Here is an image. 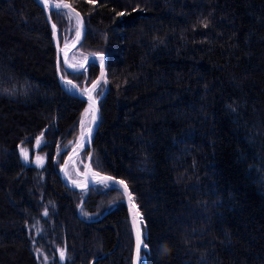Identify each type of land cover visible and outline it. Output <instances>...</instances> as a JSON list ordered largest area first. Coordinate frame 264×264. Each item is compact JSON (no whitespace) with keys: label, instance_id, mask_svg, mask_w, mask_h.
<instances>
[{"label":"trees","instance_id":"16d2710c","mask_svg":"<svg viewBox=\"0 0 264 264\" xmlns=\"http://www.w3.org/2000/svg\"><path fill=\"white\" fill-rule=\"evenodd\" d=\"M61 1L81 20L77 47L106 56L90 165L128 185L141 264H264V0ZM50 15L61 46L74 22ZM55 61L35 1L0 0V264H131L122 191L61 179L87 101ZM60 70L82 90L100 59Z\"/></svg>","mask_w":264,"mask_h":264},{"label":"water","instance_id":"95a60500","mask_svg":"<svg viewBox=\"0 0 264 264\" xmlns=\"http://www.w3.org/2000/svg\"><path fill=\"white\" fill-rule=\"evenodd\" d=\"M34 1L43 10L44 15H45V18H46V21H47V23L49 25V28H50V31H51L52 42H53V45H54L55 50H56V61H55L56 78H57V81H58L60 87L65 92H67L68 94L73 95V96H76V97H79V98H82V99L88 101V94H87V92L85 90H80L79 88H77L75 86L73 87L72 85L66 84L65 81H70L69 79H65V78L63 80L61 79V77H63L62 74H61V71H60L61 46L59 45L58 34H57L56 28H55V36L53 35V27H52V25L54 23L52 21L51 15H50V10L51 9H56V8L49 7V6L45 7V0H34ZM95 58H100V55L99 54H91V55L87 56L86 59L84 60V62L82 63V65L84 67L83 68H78V69H76V71H79V70L84 69L86 67L87 63L90 62L92 59H95ZM105 62H106V56L103 55V72L104 73H105ZM100 72H102V70H101V63H100ZM98 77L94 81H97L98 80ZM93 82L86 89H90L92 87ZM92 95H93V93H92ZM96 108H98V113H97V115H98V121L94 125V131L91 133L90 137H87V139H85L84 146L81 147L82 149L89 148V152H88V155L86 156L85 163H84V167H83V172H82V183L85 184L86 187L81 188L79 186H75V185L68 184L66 181L65 182L63 181V182L67 186H69V187H71L73 189H76V190H85L89 186H93L95 184H99V183H102V182L111 183L114 186L118 187L122 191V193H123L122 187L117 183L118 181H121V179H119V178H116V177L111 176V175H108V174H100L99 173L100 176H107V177H112L113 178L111 181H99L94 175H92V176H88V174L85 175V173H87V169L88 168H91V165H90L91 158H92V146H91V143H92V140L94 138V134L96 132V129H97V126H98V122H99V116H100L99 106H98V99L97 98H96ZM38 148H39V145L35 144L34 149L37 150ZM89 153H91V156L90 157H89ZM22 161L25 164L28 163V162H25L23 159H22ZM65 161H66V159L63 160V163H62V166H61L60 170H62L64 168ZM86 165L88 167H85ZM91 170H92V168H91ZM92 171L94 173H98V172H95L94 170H92ZM61 178H62V176H61ZM128 189H129V187H128ZM129 192H130V190H129ZM124 204H125V207H126V210H127L128 220H129V224H130V228H131V233H132V238H133V252H132V262H131V264H141V258H143L144 256L141 255V250L139 252V256H137L136 234H135V231H134L133 226H132L133 213H134V211L133 210L130 211V202H129V200H128V198L126 196H124ZM133 205H134V202L132 200L131 201V206H133ZM135 211H137L136 207H135Z\"/></svg>","mask_w":264,"mask_h":264},{"label":"rangeland","instance_id":"374dc122","mask_svg":"<svg viewBox=\"0 0 264 264\" xmlns=\"http://www.w3.org/2000/svg\"><path fill=\"white\" fill-rule=\"evenodd\" d=\"M49 1L65 2V1H61V0H49ZM65 3L68 5L67 2H65ZM54 8L57 9V7H54ZM60 9L64 10L71 17V19L73 20L74 25H75L73 28L74 33H73L72 37H70L69 39H66L63 42V44L61 45V48L63 46H67L68 49L66 51L65 56H62V54H61L60 63L63 65L64 68L76 71V69L80 68L79 66L82 65V63L84 62V60L87 57L85 52H83L82 49L77 47L78 41L80 40L82 33H83V27L81 25V21H80L78 15L73 10H71L70 7L69 8L61 7ZM78 36H79V39H77ZM97 59H100V58H97ZM73 64L77 65V67L75 69L70 67V65H73ZM79 71H81V70H79ZM65 79H67V78H65ZM98 80H99L98 85L101 82L102 83L104 82V80H105L104 72H103V74L101 72V74L98 77ZM98 85H97V88H98ZM72 86H75L78 88V86L76 84H74L73 82H72ZM85 89H82V90H85ZM96 90H94L92 92L93 95L95 94ZM88 107H89V101H87V105H86L85 109ZM83 113H84V111H83ZM90 119H91L90 115H86L85 127H87ZM80 120H81V118H80ZM78 128H79V132L76 135V137L72 140L71 148H70L68 154L66 155V157L64 158V159H66V161H68V163H67V165L66 164L64 165V168L62 170H60V175L62 176V178H61L62 181H64V182L66 181L68 184L75 185V186H77L78 184H83L82 183V172H83V167H84V163H85V159H86L85 156L82 154V151H81L83 149L78 148V145H80L83 142V140L78 139L80 137V133H81L80 121H79V127ZM23 148H25V147H23ZM25 149H27V148H25ZM74 149H75V153H74ZM28 151H29V149H28ZM38 156L43 157L45 159V153H40V152L37 153L36 152L33 155H31V153L29 151V157L32 159L33 163H35V159ZM65 171L68 173L67 175H65ZM73 181H76V184H74ZM140 227H141V230L143 233L142 221L140 223Z\"/></svg>","mask_w":264,"mask_h":264},{"label":"snow or ice","instance_id":"6c2138e0","mask_svg":"<svg viewBox=\"0 0 264 264\" xmlns=\"http://www.w3.org/2000/svg\"><path fill=\"white\" fill-rule=\"evenodd\" d=\"M91 2H94V0H91ZM47 0H45V7H47ZM57 9H60L61 7L63 8H69L70 6L67 4H64L63 6L61 5H56ZM118 15H123L122 13H118ZM201 23L207 27V21H201ZM53 35L55 36V28L56 26L53 24ZM77 39H79V36L77 37ZM100 55V63H101V70H102V74H103V55ZM66 62V61H65ZM70 67L72 68H76L77 65L73 64L70 65ZM80 68H83V65L79 66ZM61 79L63 80L64 78L61 77ZM66 84L68 85H72L71 81H65ZM99 83V80L94 81L92 84V87L90 89H85V91L88 94V100H89V107L86 108L84 110V113H82L81 115V120H80V124H81V133H80V137L78 139L80 140H85L87 139V137H90L91 133L94 131V125L97 123L98 121V108H96V97H94L92 95V92L94 90L97 89V85ZM74 87V86H73ZM7 91V90H5ZM86 115H90L91 119L88 122L87 127H85V117ZM43 135V134H42ZM41 143V137H37L36 138V144L40 145ZM71 143V142H70ZM83 145H78V147H82ZM74 153H75V149H74ZM20 156L21 158L25 161V162H29V151L28 149L25 148H21L20 149ZM91 156V153H89V157ZM44 162V158L43 157H36L35 159V163L37 165V167H40L43 165ZM68 161H65V164L67 165ZM85 167H88L87 165ZM68 173L65 171V175H67ZM85 175H87V173H85ZM93 175L99 180V181H111L113 178L112 177H107V176H100L99 173H93ZM74 184H76V181H73ZM123 189V195L126 196L130 202V211L133 210L134 206H131V201L133 200L132 194L129 192L128 186L127 184L121 180L117 182ZM77 186L83 188L86 187L85 184H78ZM45 214H47V211H45ZM142 221V216L140 215V213L138 211H135L133 213V221H132V226L133 229L135 231L136 234V249H137V256H139V252L141 250V248H143L144 250H149V245L147 243H144V239L145 237L142 234V230L140 227V223ZM162 246V245H161ZM59 254H60V259L63 260L65 259V250L64 249H59Z\"/></svg>","mask_w":264,"mask_h":264},{"label":"bare ground","instance_id":"6f19581e","mask_svg":"<svg viewBox=\"0 0 264 264\" xmlns=\"http://www.w3.org/2000/svg\"><path fill=\"white\" fill-rule=\"evenodd\" d=\"M61 5V6H63L64 4H66L65 2H52V1H49V0H47V5L49 6V7H56V5ZM67 49H68V47L67 46H63L62 48H61V54H62V56H65L66 55V51H67ZM89 101V100H88ZM84 143H85V140H83V142L80 144V145H83L84 146ZM78 148H81V147H78ZM71 160V159H70ZM93 171L91 170V168H88L87 169V174H88V176H92L93 175ZM134 206V205H133ZM133 211L135 212V206L133 207Z\"/></svg>","mask_w":264,"mask_h":264},{"label":"clouds","instance_id":"9594fccd","mask_svg":"<svg viewBox=\"0 0 264 264\" xmlns=\"http://www.w3.org/2000/svg\"><path fill=\"white\" fill-rule=\"evenodd\" d=\"M167 252H168V248H167L166 244H162V246H161V254L165 255V254H167Z\"/></svg>","mask_w":264,"mask_h":264}]
</instances>
